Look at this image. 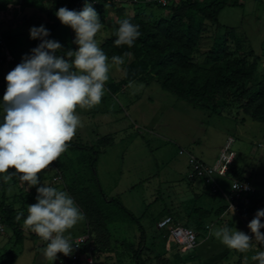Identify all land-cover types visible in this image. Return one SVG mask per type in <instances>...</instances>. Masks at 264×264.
Returning <instances> with one entry per match:
<instances>
[{"label": "rangeland", "instance_id": "374dc122", "mask_svg": "<svg viewBox=\"0 0 264 264\" xmlns=\"http://www.w3.org/2000/svg\"><path fill=\"white\" fill-rule=\"evenodd\" d=\"M33 1L0 0V29L9 36L8 46L16 57V61L10 64V71L39 44L38 40L30 38L29 29L41 24L51 29L54 22L45 11L34 9ZM231 2L220 12L216 23L207 25L202 44L194 54L195 61L206 68L211 66L207 55L217 46L215 29L218 25L221 26L220 31L234 28L237 38L245 43L240 51L244 63L252 62L254 57L260 61L253 84H264V0ZM60 4L66 7L67 1L60 0ZM105 5L101 7L103 9L96 10L98 14L101 12L103 23V28L95 37L100 47L110 37L113 28L123 19H132L136 11L141 10L144 15L155 17L167 13L154 6L137 9L129 3L115 1ZM73 33L70 27L61 24L49 38L59 41L65 51L75 50L78 46L73 43ZM8 72L5 66L0 69V99L5 93L3 79ZM124 74L123 67L111 64L109 80L105 84L107 91L100 104L90 109L77 108L83 126L69 141L73 144H68L58 160L38 174L43 183L69 194L83 213V219L69 230L70 237L90 235L86 253H92V250L98 252L92 254L96 264H120L119 256H127L121 255L112 246L116 242L120 245L124 239L137 243L141 234L139 225L144 229L146 248L154 244L157 251L164 253L167 246L170 247L166 255L171 264L254 262L253 257L264 251L259 242H251V247L242 253L227 248L215 237V231L225 226L232 231L237 229L251 234L237 214L229 212L232 215L229 218H233H228L226 222L216 214L206 218L204 224L211 229L207 230L202 224L198 228V244L188 252H181L167 231L158 229L157 222L178 201L195 206L197 197L201 196L205 202L221 203L222 193L214 195L210 184L188 177V152L204 163L214 165L229 137L236 140L232 147L234 158L225 176L215 175L216 181L229 194L232 179L241 178L243 174L255 187L264 191V123L251 118L248 111L238 113L233 108L229 112L223 108L226 96L220 100L221 107L219 104L207 109L195 107L179 94L163 88L162 82L150 75L122 88L109 86L120 83ZM115 89L120 91L113 94L117 91ZM261 103L264 106V102ZM181 150L184 154H180ZM59 175L62 180L55 182L54 177ZM7 183L6 190L0 189V201L16 209L17 214L23 212L27 216V206L37 202L36 188H29L27 182L21 181L18 176ZM100 190L109 197L119 199L136 215L139 223L122 218L124 222L119 220L103 226L99 221L102 216L93 218L91 207ZM26 216L14 223L23 233L20 243L16 242L13 225L5 222L4 229L0 231V257L12 251L17 255L14 264H31L33 261L50 264L43 255L46 245L40 237H32L31 231L23 226ZM4 217L6 219L5 214ZM105 227L107 232H104ZM153 257L150 259L152 263ZM58 263L59 259L55 264ZM254 264L258 261L255 260Z\"/></svg>", "mask_w": 264, "mask_h": 264}, {"label": "clouds", "instance_id": "9594fccd", "mask_svg": "<svg viewBox=\"0 0 264 264\" xmlns=\"http://www.w3.org/2000/svg\"><path fill=\"white\" fill-rule=\"evenodd\" d=\"M96 2L84 0L80 11L60 7L54 13L74 31L75 50L65 51L59 41L50 39V30L43 24L29 29L30 38L40 42L6 74L0 99V181L18 176L29 188H36L37 202L27 206L23 226L47 242L43 255L50 264L60 259L59 253H73L69 230L83 219V213L69 194L43 183L38 174L58 160L83 126L77 108L100 104L111 64H124L122 56L111 57L110 64L95 38L103 28L93 7ZM139 28L129 19L121 20L114 32L115 45L132 48L141 36ZM23 216L19 212L16 220ZM247 227L251 235L227 226L214 234L227 248L240 252L248 250L253 239L264 245V209L257 210ZM253 259L264 264V251Z\"/></svg>", "mask_w": 264, "mask_h": 264}, {"label": "trees", "instance_id": "16d2710c", "mask_svg": "<svg viewBox=\"0 0 264 264\" xmlns=\"http://www.w3.org/2000/svg\"><path fill=\"white\" fill-rule=\"evenodd\" d=\"M66 1V7L70 10H77L79 6L84 5V0ZM108 1L110 0H97L98 3L93 5V7L95 10H101L103 9L101 7ZM45 2H51L48 10L43 7ZM231 3V0H179L175 5L166 7L155 3L131 4V6H136L137 9L152 6L159 7L166 10L167 13L155 17L152 14L146 16L144 11L141 10L136 11L130 21L140 26L141 36L132 48L115 45L114 41L117 37L114 32L119 25L113 28L112 34L103 42L101 48L109 58V62H111V57L113 56L124 57V64L119 66L125 69V74L120 83H112L109 86L122 88L150 75L159 79L163 84V88L179 94L195 107L207 109L216 107L218 104L221 107L220 100L226 96L227 99L223 108L225 107L229 112L233 108L237 109L238 113L248 111L251 118L264 123V106L261 103L262 101L264 102V84H253L252 81L260 67V61L258 57H254L252 62L247 61L248 63H244L245 60L240 51L245 43L240 38H237L234 28L220 31L221 26L218 25L215 29L217 46L207 55L211 66L206 68L198 64L194 58L195 52L202 44L204 33L208 29L207 25L216 23L220 12L228 5H231ZM34 4L37 5V9L40 11L44 10L54 21L52 28L49 29L50 33L61 25V22L54 14L61 7L60 0H34ZM2 32L8 42L9 36L6 32ZM125 53L128 55H125ZM115 90L118 91L120 89ZM250 107L251 110L249 109ZM253 107L254 110L252 109ZM72 144H69V146ZM189 178L191 180L202 179L199 177ZM240 179H246V177L242 174ZM223 192L222 189L221 192L212 193L214 195L222 193L225 197L227 193ZM99 196L97 195L93 207H91L90 215L92 217L102 216L103 219L99 221L103 226L119 220L124 222L122 218H128L131 222L139 223L136 215L125 207L119 199L107 196L102 190H100ZM263 197L264 191L261 190L251 197L252 207L251 213H249L251 216L249 222L255 216V206ZM228 207L227 202L216 215L220 217L221 214L228 210ZM197 210L200 209L198 208ZM16 211L8 204H0V214L3 217L5 214L6 219L4 217V221L13 225L16 242L20 243L23 239V233L14 224L17 216ZM25 216L24 214L23 217ZM187 217H185L184 223L189 225ZM94 221L98 220L94 219ZM188 225L186 226L190 227ZM139 229L141 234L137 243H130L127 239H124L122 243L120 242V245H118L119 242H116L112 246L115 251L127 256H121V258L119 256L120 264H171L170 259L166 255L168 250L164 253H162V250L157 251L154 244L146 248L144 229L141 225H139ZM165 231L169 234L168 229ZM261 231H264V229H261ZM104 232H107V230ZM90 238L89 235L88 243L84 248L85 252L88 251L87 246ZM100 247L99 250L101 249ZM189 250L182 251L180 248L181 252H188ZM89 253L96 254L98 252L92 250V253ZM152 256H154L153 263L150 261ZM0 259L1 264H14L17 255L10 251L4 253Z\"/></svg>", "mask_w": 264, "mask_h": 264}, {"label": "built area", "instance_id": "2783aa9c", "mask_svg": "<svg viewBox=\"0 0 264 264\" xmlns=\"http://www.w3.org/2000/svg\"><path fill=\"white\" fill-rule=\"evenodd\" d=\"M118 2L120 4L129 3H155L161 6H172L175 5L179 0H110L111 2ZM94 3L93 5L97 4ZM83 5L78 7V11L82 10ZM0 68L5 66L8 71H10V64L16 61V57L12 54L7 39L0 30ZM5 77L3 79V85L6 88ZM6 90V89H5ZM234 137H229L226 141L224 148L222 149L216 164L208 165L202 162L194 154L188 152L190 173L189 177H199L205 180L206 183L210 184L212 187V192H221L222 189L219 183L215 179V175L225 176L229 164L233 161L234 153L232 147L235 143ZM180 154H184V151H180ZM55 182L62 180V176H56L53 179ZM260 190L255 187L249 180L234 178L232 179L231 193L225 194L228 202V211L233 214L240 215L241 213H251L252 204L250 202L251 197L259 192ZM225 193V192H223ZM242 205V206H241ZM258 209H264V197L261 201L257 203L254 208V215ZM5 221L2 214H0V231L4 229ZM158 229H168L170 238L176 242V244L182 249V251H187L193 249L198 244V233L192 227L182 226L175 223L173 216L168 215L157 222ZM251 235V234H249ZM71 242L74 244L73 253L70 256H63L59 253V263L63 260V264H96V260L92 254L86 253L84 248L86 247L89 234H81L79 236L70 237ZM43 241V240H42ZM251 242H258L252 240ZM47 242L43 241V244Z\"/></svg>", "mask_w": 264, "mask_h": 264}, {"label": "crops", "instance_id": "0c3cea01", "mask_svg": "<svg viewBox=\"0 0 264 264\" xmlns=\"http://www.w3.org/2000/svg\"><path fill=\"white\" fill-rule=\"evenodd\" d=\"M50 3L49 2H45L43 7L45 10H48L50 8ZM32 6L34 7V9L38 8L36 4H34V1H33V4ZM44 12V10H41ZM1 30V29H0ZM75 38V33L72 34ZM122 90H125V89H122ZM111 91V90H110ZM120 90H118L117 92H113V94H117ZM112 92V91H111ZM189 167H190V164H189ZM221 176V175H220ZM197 180V179H196ZM194 181V180H193ZM250 181V180H249ZM0 186L2 190H6V188L9 186L8 183H5V182H2L0 181ZM261 191H263L262 189H259ZM197 195V194H196ZM198 198V203L195 204V206H187L186 204H184L183 202H177V204H172V208L171 210H167L168 213L165 214L162 218L168 216V215H172L175 219V223H178L180 225L183 226V222H184V219L185 217H187L186 219H188V223L190 227L196 229L198 235H199V231H198V226L200 225H205L206 226V229L210 230L211 228H209V226L207 224H204L205 223V219L209 216H211L212 214H216L218 211H220V208L225 206V204L227 203L226 201V198L223 197V199H220L221 200V203L219 204H214V203H211L210 201H203L201 200V196L200 198ZM218 199V198H217ZM201 201V202H200ZM0 204H4V205H7L4 201H0ZM200 209V210H197V209ZM229 211L226 210V212H224L223 214H221V216L219 217L220 220H222L223 222H226L227 219L232 216L231 214H228ZM236 215V214H235ZM238 215V214H237ZM240 218L245 222L246 226L248 225L249 223V219H250V214H243L241 213L240 215ZM161 218V219H162ZM233 217L229 218L228 220H232ZM169 235V234H168ZM31 236L34 237V236H38L37 234L31 232ZM39 237V236H38ZM74 237V236H73ZM42 241V239H41ZM42 245V244H41ZM43 245H46V244H43ZM261 244H259L260 246ZM264 246V245H263ZM166 250H170V247L167 246ZM243 253V252H242ZM17 260V259H16ZM241 263V262H240ZM255 263V260L254 262L251 261L250 264H254ZM31 264H36V261H33Z\"/></svg>", "mask_w": 264, "mask_h": 264}]
</instances>
